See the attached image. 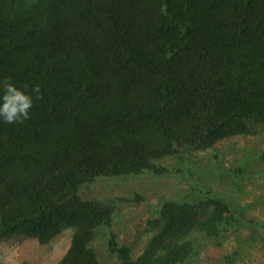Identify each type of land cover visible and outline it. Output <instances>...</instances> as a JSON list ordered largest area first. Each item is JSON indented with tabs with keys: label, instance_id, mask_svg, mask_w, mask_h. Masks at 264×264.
<instances>
[{
	"label": "trees",
	"instance_id": "trees-1",
	"mask_svg": "<svg viewBox=\"0 0 264 264\" xmlns=\"http://www.w3.org/2000/svg\"><path fill=\"white\" fill-rule=\"evenodd\" d=\"M4 76L43 99L23 124L0 123V241L73 228L56 264H101L92 241L116 206L83 185L161 175V160L264 127V0H0ZM235 222L209 192L165 200L138 256L115 232L109 248L118 264H180L194 233Z\"/></svg>",
	"mask_w": 264,
	"mask_h": 264
},
{
	"label": "rangeland",
	"instance_id": "rangeland-1",
	"mask_svg": "<svg viewBox=\"0 0 264 264\" xmlns=\"http://www.w3.org/2000/svg\"><path fill=\"white\" fill-rule=\"evenodd\" d=\"M263 152L264 127L259 125L255 133L222 140L186 159L172 156L161 160L170 170L164 174L99 177L83 185V198L116 206L112 225L97 228L92 241L101 264L120 262L109 248L111 232L136 257L156 233L154 222L165 200L199 201L208 192L228 201L239 222L226 226L217 237L194 233V251L180 264H264ZM73 232L67 228L48 244L32 237L0 241V264H56Z\"/></svg>",
	"mask_w": 264,
	"mask_h": 264
},
{
	"label": "clouds",
	"instance_id": "clouds-1",
	"mask_svg": "<svg viewBox=\"0 0 264 264\" xmlns=\"http://www.w3.org/2000/svg\"><path fill=\"white\" fill-rule=\"evenodd\" d=\"M42 99L40 84L18 85L8 76L0 77V123L23 124L31 118L36 102Z\"/></svg>",
	"mask_w": 264,
	"mask_h": 264
}]
</instances>
